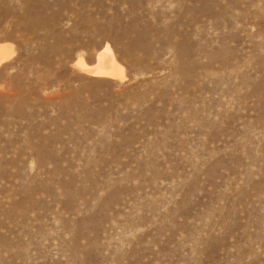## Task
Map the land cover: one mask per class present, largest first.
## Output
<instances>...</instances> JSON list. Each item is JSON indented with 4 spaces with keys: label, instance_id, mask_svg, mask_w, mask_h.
<instances>
[{
    "label": "rangeland",
    "instance_id": "374dc122",
    "mask_svg": "<svg viewBox=\"0 0 264 264\" xmlns=\"http://www.w3.org/2000/svg\"><path fill=\"white\" fill-rule=\"evenodd\" d=\"M0 50V264H264V0H0Z\"/></svg>",
    "mask_w": 264,
    "mask_h": 264
},
{
    "label": "bare ground",
    "instance_id": "6f19581e",
    "mask_svg": "<svg viewBox=\"0 0 264 264\" xmlns=\"http://www.w3.org/2000/svg\"><path fill=\"white\" fill-rule=\"evenodd\" d=\"M107 51H108V48L106 47L104 50L105 54L103 52L102 53L104 55H106ZM101 54L97 57V61H96L95 66L89 67V71L86 70V72H89L90 75L98 76V77L99 76L117 77L119 71H118V68L115 64L114 59L112 57H110V55L108 56V54H107V56H104ZM2 55H3L2 50H0V56H2ZM108 57H110V58H108ZM1 58H3V56ZM79 64L81 67H84L83 64H81V63H79Z\"/></svg>",
    "mask_w": 264,
    "mask_h": 264
}]
</instances>
